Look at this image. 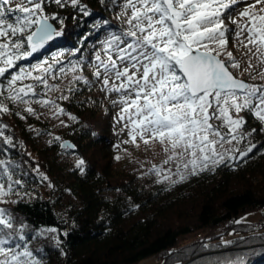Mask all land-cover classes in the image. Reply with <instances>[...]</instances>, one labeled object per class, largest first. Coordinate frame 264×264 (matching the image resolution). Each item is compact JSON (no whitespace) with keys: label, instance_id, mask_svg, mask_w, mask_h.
Masks as SVG:
<instances>
[{"label":"trees","instance_id":"trees-1","mask_svg":"<svg viewBox=\"0 0 264 264\" xmlns=\"http://www.w3.org/2000/svg\"><path fill=\"white\" fill-rule=\"evenodd\" d=\"M62 3L46 0L44 12L57 17L49 22L63 35L18 65L30 67L67 51L89 63L99 34L118 25L112 0ZM86 75L89 83L82 79L68 89L63 106L75 121L58 140L42 143L47 125L10 101L5 103L11 112L0 114V125L7 126L0 129V160L6 161L12 179L21 181L13 185L19 196L6 197L10 202L0 207L27 226L29 247L43 249L34 253L42 264H138L150 257L160 264H264L263 228L239 220L264 208V134L259 131L264 125L251 112L245 116L244 129H257L253 134L259 149L248 157L145 190L115 159L105 133L106 102L96 96L92 74ZM68 154L82 159L83 166L62 162ZM0 182L8 183L2 166ZM43 182L50 190L43 189ZM51 228L58 230V247L52 239L57 233L46 231ZM198 232L210 237L179 243Z\"/></svg>","mask_w":264,"mask_h":264},{"label":"snow or ice","instance_id":"snow-or-ice-1","mask_svg":"<svg viewBox=\"0 0 264 264\" xmlns=\"http://www.w3.org/2000/svg\"><path fill=\"white\" fill-rule=\"evenodd\" d=\"M45 2L25 0L12 7L13 0H0V114L11 112L5 100L25 105L24 111L32 115H37L30 106L33 102L54 109V115L64 114L54 100L43 98L44 93L35 89L42 85L48 91H60L48 80L57 79L56 72H75L78 63L71 69L63 66L54 69L48 64L29 70L18 65L63 35L62 29L49 23L57 17L44 12ZM54 2L64 6L62 0ZM69 2L76 6L78 0ZM112 3L120 8L121 26L104 41V57L100 51L94 53L93 75L103 85L102 91L118 96L112 101L114 107L120 106L115 122L122 124V130L127 129L130 138L123 143L136 144L139 137L146 146L160 145L165 159L150 169L161 176L158 182L176 184L188 176L212 171L228 159H244L254 149L259 150L250 140L243 148L239 147L257 132L255 128L243 131L247 121L239 113L247 110L264 125V83H248L242 78L246 72L249 78L255 80L258 76L264 81V70L253 75L258 66H264V0H119V3L112 0ZM238 4L243 8L236 19L233 13ZM80 10L86 16L90 14L84 6ZM225 19L235 28L230 29ZM58 23L62 25L63 20ZM229 34L236 41L234 46L244 49L242 55L248 57L242 72L240 60L228 50ZM253 60L257 63L253 64ZM34 72L38 74L33 75ZM28 79L35 83H22ZM59 98L68 97L61 94ZM6 127L0 125V129ZM259 131H264V127ZM5 140L12 143L8 137ZM173 161L175 171L171 168L165 171L164 165ZM83 164L81 159L77 167ZM0 166L8 181L7 185L0 182V203L6 204L10 202L6 197L19 196L13 185H20L21 181L12 179L6 161L0 160ZM26 227L10 210L0 207V264H42L34 253L43 249L29 247L32 240L25 232ZM46 231L57 233L52 239L58 247V230ZM44 234L40 232L41 236Z\"/></svg>","mask_w":264,"mask_h":264},{"label":"rangeland","instance_id":"rangeland-1","mask_svg":"<svg viewBox=\"0 0 264 264\" xmlns=\"http://www.w3.org/2000/svg\"><path fill=\"white\" fill-rule=\"evenodd\" d=\"M25 0H13L12 7H15L17 3H24ZM117 3H119V0H117ZM243 8L242 4L236 5V12L233 13V18L239 19V11H241ZM120 12V8L117 7V13ZM225 16H227V13H225ZM225 24L231 29L235 28L234 24H231L227 19H225ZM121 26V21L119 19L118 25H116L115 28L113 29H107L102 31L98 38L96 39L99 43L98 45L94 48V51L92 52L91 59L89 63H83L82 60H79V58H74V55L71 54L70 51H67L63 54H58L54 55L52 58L41 61V62H36L32 63V65L29 67H25L29 70L34 68L37 65H44L47 66L48 64H51L54 69H58L61 66H63L65 69H71L73 64L79 65L77 67L75 72L72 71H67L66 74H61L59 72H56V76L58 77L57 79H49L48 83L50 85H57L60 89V91H48L47 89H44L43 86H37L36 87V92L38 93H44L43 98L45 99H51L56 102V104L64 109V114L60 115H54V109L50 107H45L42 106L39 103L33 102L30 106L35 109L37 115H32L24 111V108L26 107L25 105H17L19 108H21L25 114H27L30 117H34L37 120L45 123L47 125L45 131L41 133L42 138L41 142L46 144V143H51L55 140H58L57 138L61 137V134L66 128L69 126L70 123L75 121V119H71V117H74L72 114H70L68 111H66L64 105V101L60 99L59 97L61 94L68 95V89L69 87L73 86L77 81L79 80H74V76H81L83 79H87V73L92 74V79L95 81V87L97 90V97L101 96L103 101L106 103V107L109 112V121H107V127H106V134L108 138L111 141V148L114 150L115 155L120 157V160L123 164H125V170L133 174V176H136V182L140 184L145 190H149L155 186L159 185H172L171 183H168L167 181L160 183L158 182L159 179H161V176H158L155 172L150 171V169L153 167V165H161L163 160L165 159V155L161 152L160 145L159 144H153L150 146H146L138 137L136 144L133 143H123L125 140H129L128 132L127 129L122 130V124L121 123H116V118L117 114L120 111V106H113L112 101L118 99V96L116 93H106L102 91L101 89L103 88V85L96 79V77L93 75L95 69V56L94 53L96 51H100L102 58L104 57L103 53V48H104V41L109 38L110 33L112 31L118 30V28ZM236 44V41H234L232 35H228V50L232 51L234 56L240 60V72L243 71L244 68L247 67V56H243L242 53L245 51L244 49H237L234 45ZM73 56V57H72ZM71 59V60H70ZM56 60H59V63H55ZM64 60H67L66 63H63ZM253 64H256L257 61L253 60ZM264 70V66H258L255 71L253 72V75H256L259 71ZM38 73L34 72L33 75H36ZM234 74H239V72H234ZM244 80H246L249 83H264L258 76L255 80L249 78L248 74L245 72L242 76ZM22 83L27 84V83H35L33 80L28 79L23 81ZM19 86V84H18ZM35 99V98H34ZM67 100V99H66ZM16 105V104H15ZM249 113V111L244 110L239 113V116L242 117L243 119L245 116ZM235 113H233V116L235 117ZM63 122V123H62ZM219 123V121H217ZM227 131V129H225ZM243 131L244 132H249L244 129L243 126ZM264 134V131H262ZM256 136L252 134L251 137H248L245 141H243L239 147L243 148L248 140H250L252 143H254ZM137 144L139 145L137 147ZM117 145L119 147H117ZM240 158L237 157L236 160H239ZM235 160V161H236ZM79 159L73 155V154H68L62 158V162L65 163H71L73 165H77V162ZM171 168L173 171H175V162H170L167 165H164L165 171L167 169ZM174 179H178V177H173ZM188 178V177H187ZM186 178V179H187ZM44 183V182H43ZM44 190H50L48 183H44ZM241 222H246V223H256L259 222L258 224L263 228L264 230V208L263 209H258L252 212H248L241 216L239 219ZM210 236L204 237L201 236L198 233L196 234H190L188 236H185L181 239H179V243L187 244L190 242L195 241L196 239H202V238H209ZM188 262L184 263L187 264ZM138 264H160L159 260L155 257H150L145 259L144 261L138 263Z\"/></svg>","mask_w":264,"mask_h":264},{"label":"water","instance_id":"water-1","mask_svg":"<svg viewBox=\"0 0 264 264\" xmlns=\"http://www.w3.org/2000/svg\"><path fill=\"white\" fill-rule=\"evenodd\" d=\"M50 23V22H49ZM249 83V82H248Z\"/></svg>","mask_w":264,"mask_h":264}]
</instances>
